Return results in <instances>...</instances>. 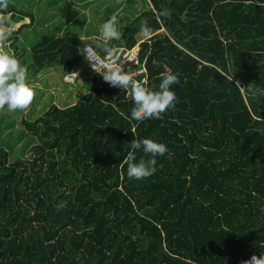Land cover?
I'll return each instance as SVG.
<instances>
[{
  "label": "trees",
  "instance_id": "obj_1",
  "mask_svg": "<svg viewBox=\"0 0 264 264\" xmlns=\"http://www.w3.org/2000/svg\"><path fill=\"white\" fill-rule=\"evenodd\" d=\"M149 2L109 46L140 44L146 87L179 75L176 106L160 119H132L131 89L88 72L82 48L100 39L44 34L30 49L26 73L84 68L92 85L72 106L21 120L36 138L30 159L0 145V264H242L264 254V0ZM10 14L21 23L5 32L14 44L35 17L3 0L0 21ZM135 137L168 148L143 180L122 163Z\"/></svg>",
  "mask_w": 264,
  "mask_h": 264
},
{
  "label": "rangeland",
  "instance_id": "obj_2",
  "mask_svg": "<svg viewBox=\"0 0 264 264\" xmlns=\"http://www.w3.org/2000/svg\"><path fill=\"white\" fill-rule=\"evenodd\" d=\"M6 7L12 5L18 7L19 10L26 9L33 13L35 20L30 29L25 28L18 36L16 43L9 42V37L5 41H0V52H7L9 55L15 56L19 61L25 60V70L28 69L31 60L30 49L45 33L55 36H68L72 33L83 38L100 39V27L110 17L117 18V29L121 32L123 26L128 24L145 10L151 7L149 0H4ZM21 23L16 21V15L10 14L0 26L16 29ZM9 30V29H8ZM148 35L145 39L149 38ZM14 39V38H13ZM140 41V43L142 42ZM138 47V45H136ZM140 47V46H139ZM57 75V74H55ZM33 72H29L27 77L28 83L34 87L35 93L41 92L47 94L43 89L36 86L39 80L33 77ZM78 84L70 85L54 84V88L62 89L61 92L67 90L76 92ZM60 86V87H59ZM52 88V87H51ZM79 93L76 92L75 97L70 102L78 101ZM56 96L52 92H48L46 100L41 104L34 99L30 106L25 110H16L9 112L6 109L0 110V145L5 147L10 153L11 160L18 158L30 159V148L36 143V138L26 134L21 126V120L35 119L41 115L44 110L49 108Z\"/></svg>",
  "mask_w": 264,
  "mask_h": 264
},
{
  "label": "clouds",
  "instance_id": "obj_3",
  "mask_svg": "<svg viewBox=\"0 0 264 264\" xmlns=\"http://www.w3.org/2000/svg\"><path fill=\"white\" fill-rule=\"evenodd\" d=\"M2 2L3 0H0V3ZM162 14L169 13L164 10ZM116 24L117 18L112 16L100 27L101 37L98 49H102L109 62V69L102 73L103 79L110 86L123 90L131 89L134 102L131 111L132 119L141 122L147 119H160L162 114L176 106L178 97L173 86L180 84L179 75L172 72L161 73L160 83L154 87H146L134 80L132 75L124 70L123 62H118L117 50L109 46L111 41H118L121 38ZM141 31L145 34L150 31L146 23L141 26ZM7 36L8 33H0V41H5ZM83 50L82 54L92 62L96 70L94 67L96 52L87 46ZM250 91L255 95V90ZM34 96V87L27 82L26 70L22 63L7 52H0V110L6 109L9 112L25 110L32 103ZM129 146L132 151L128 152L122 163L127 164V176L130 180H143L154 175L158 170L157 158L168 152L164 143L151 138L137 139L135 137ZM138 152L143 153L139 159L136 155ZM242 264H264V254L259 257L253 255Z\"/></svg>",
  "mask_w": 264,
  "mask_h": 264
},
{
  "label": "crops",
  "instance_id": "obj_4",
  "mask_svg": "<svg viewBox=\"0 0 264 264\" xmlns=\"http://www.w3.org/2000/svg\"><path fill=\"white\" fill-rule=\"evenodd\" d=\"M17 29H16V31H17ZM27 29H30V28H27ZM11 30H12V28L10 29V28H6V26H3V27L0 26V33H5L7 31H11ZM45 34H48V33H45ZM75 34H77V33H75ZM49 35H51V34H49ZM68 36H70V35H68ZM56 37H65V36H56ZM83 39H90V38H83ZM82 67H83V65L81 66V68ZM80 70L82 71V76H81V79L79 81L76 92L79 93V95H80L79 97L81 98L83 95L90 92V88L92 85V77L89 74L85 73L84 68H82ZM30 71L33 72V74H34L33 77H35L36 79L38 78L37 81L39 80L38 83L37 82L35 83L36 86H38L39 89H41V90L43 89L47 93L44 95L43 93H41L42 91L36 92L35 97L38 100L37 103L42 105V103L46 100V98L48 96V92H52L56 96L55 100L52 101V104H56L59 107L66 108V107L72 106L73 104H75L77 102V101L70 102L71 99L73 97H75L76 92L69 91V90H67L66 92H61L62 89L54 88V86H53L54 84H58L60 86L65 84L64 75L66 73H64V71L61 67L57 66V67H52V68H45V69H43L37 73H35L33 70H30ZM55 74H57V75H55ZM26 75L28 77L29 73H26ZM27 82H30V81H27ZM29 84L32 85L31 83H29ZM46 110H44V111H46Z\"/></svg>",
  "mask_w": 264,
  "mask_h": 264
},
{
  "label": "built area",
  "instance_id": "obj_5",
  "mask_svg": "<svg viewBox=\"0 0 264 264\" xmlns=\"http://www.w3.org/2000/svg\"><path fill=\"white\" fill-rule=\"evenodd\" d=\"M88 47L93 49V51L96 52V63H94V67L92 66V62L89 61L86 56L84 55L85 59V66L88 72L91 74H99L101 77L102 73L107 71L109 69V62L105 58V54L101 55L95 48L92 46V44H87L84 47ZM140 44H138V47L134 46L132 48H129L127 46H113L112 48H115L118 52V62H123V67L125 71H128L134 80H136L138 83L146 84L145 77H147L145 74L147 73L145 63H142L140 60ZM83 47V48H84ZM82 48V52L84 51ZM80 73L81 71L72 72V73H66L64 75V82L67 84L75 85L79 82L80 79ZM144 76L143 79L140 81L136 77Z\"/></svg>",
  "mask_w": 264,
  "mask_h": 264
}]
</instances>
